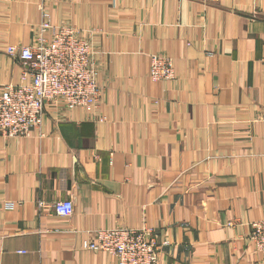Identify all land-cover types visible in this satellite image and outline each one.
I'll list each match as a JSON object with an SVG mask.
<instances>
[{"label": "crops", "instance_id": "1", "mask_svg": "<svg viewBox=\"0 0 264 264\" xmlns=\"http://www.w3.org/2000/svg\"><path fill=\"white\" fill-rule=\"evenodd\" d=\"M41 4L91 38L106 120L48 103L29 136L0 135V264H112L81 248L107 228L167 240L155 264H264V0H0V83ZM156 53L173 80L150 78Z\"/></svg>", "mask_w": 264, "mask_h": 264}, {"label": "built area", "instance_id": "2", "mask_svg": "<svg viewBox=\"0 0 264 264\" xmlns=\"http://www.w3.org/2000/svg\"><path fill=\"white\" fill-rule=\"evenodd\" d=\"M39 10L41 19L33 27L32 43L6 46L10 57L21 60L23 71L18 82L0 83V135L5 137L29 136L33 127L40 126L48 103L80 110L93 123L106 120L91 38L77 26L53 23L45 5L41 4ZM150 59L153 81L173 80V61L169 56L156 53L150 54ZM38 204L43 206L42 201ZM53 209L58 216L67 218L73 212V203L69 199L58 200ZM250 229V244L264 257V218L252 222ZM94 233L95 238L83 241L81 248L104 251L112 257V264H155L160 246L167 244L150 228H107Z\"/></svg>", "mask_w": 264, "mask_h": 264}]
</instances>
